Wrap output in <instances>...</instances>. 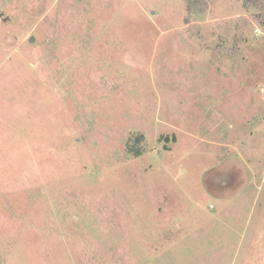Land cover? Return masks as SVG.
<instances>
[{
    "label": "rangeland",
    "instance_id": "1",
    "mask_svg": "<svg viewBox=\"0 0 264 264\" xmlns=\"http://www.w3.org/2000/svg\"><path fill=\"white\" fill-rule=\"evenodd\" d=\"M187 2L2 8L0 264H264V27Z\"/></svg>",
    "mask_w": 264,
    "mask_h": 264
},
{
    "label": "crops",
    "instance_id": "2",
    "mask_svg": "<svg viewBox=\"0 0 264 264\" xmlns=\"http://www.w3.org/2000/svg\"><path fill=\"white\" fill-rule=\"evenodd\" d=\"M43 1V0H42ZM40 0H0V13L2 12V8L7 7L13 13H17L22 15L21 17L27 16L28 18L31 16L33 18L38 17L40 12L36 10L37 4ZM35 9L33 10V8ZM29 11V12H27ZM12 13V14H13ZM1 18V17H0ZM40 17L35 21V24L39 22ZM0 24H2L0 22ZM31 25V24H29Z\"/></svg>",
    "mask_w": 264,
    "mask_h": 264
},
{
    "label": "trees",
    "instance_id": "3",
    "mask_svg": "<svg viewBox=\"0 0 264 264\" xmlns=\"http://www.w3.org/2000/svg\"><path fill=\"white\" fill-rule=\"evenodd\" d=\"M187 1L189 7L191 8L196 0H187ZM197 1L206 3V0H197ZM247 3H249L252 7H254V9H252L251 12L254 14L255 19L259 22V24L264 27V0H247ZM143 139H144L143 134L137 135V139H135L136 141L135 144L132 143L133 144L132 145L130 141L127 143L128 150L130 152H135L136 155H140L143 152L140 146V144L143 142Z\"/></svg>",
    "mask_w": 264,
    "mask_h": 264
}]
</instances>
